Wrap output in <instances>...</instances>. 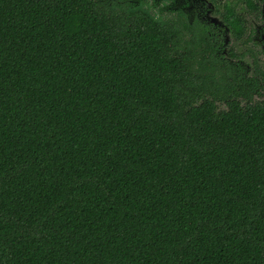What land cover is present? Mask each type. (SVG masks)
<instances>
[{
    "label": "trees",
    "instance_id": "obj_1",
    "mask_svg": "<svg viewBox=\"0 0 264 264\" xmlns=\"http://www.w3.org/2000/svg\"><path fill=\"white\" fill-rule=\"evenodd\" d=\"M208 50L153 0H0V264H264V72Z\"/></svg>",
    "mask_w": 264,
    "mask_h": 264
},
{
    "label": "flooded vegetation",
    "instance_id": "obj_2",
    "mask_svg": "<svg viewBox=\"0 0 264 264\" xmlns=\"http://www.w3.org/2000/svg\"><path fill=\"white\" fill-rule=\"evenodd\" d=\"M153 1L164 16L175 17L186 27H192L193 31L205 33L209 46L208 58L221 64L222 71L233 68L241 78L253 81L261 79L264 48L258 50L253 37L256 31L258 35L264 34V0ZM224 47L227 48L226 59L222 56ZM225 76L232 78L235 74L226 72ZM258 100V93H254L251 103Z\"/></svg>",
    "mask_w": 264,
    "mask_h": 264
},
{
    "label": "rangeland",
    "instance_id": "obj_3",
    "mask_svg": "<svg viewBox=\"0 0 264 264\" xmlns=\"http://www.w3.org/2000/svg\"><path fill=\"white\" fill-rule=\"evenodd\" d=\"M255 30H257V29H255ZM254 39H253V43H254V45L258 48V50H261L262 48H264V34L263 35H258L257 34V31L255 32V34H254V37H253ZM227 39L228 38H226L225 40L227 41ZM225 41V42H226ZM226 44V43H225ZM229 46L230 45H228L227 46V48H229ZM227 48H223V50L225 51L224 52V54L222 55L225 59L227 58V54H226V50H227ZM248 66H250L249 65V63H248Z\"/></svg>",
    "mask_w": 264,
    "mask_h": 264
}]
</instances>
